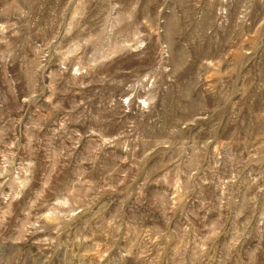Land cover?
Returning a JSON list of instances; mask_svg holds the SVG:
<instances>
[{"label":"rangeland","instance_id":"374dc122","mask_svg":"<svg viewBox=\"0 0 264 264\" xmlns=\"http://www.w3.org/2000/svg\"><path fill=\"white\" fill-rule=\"evenodd\" d=\"M0 264H264V0H0Z\"/></svg>","mask_w":264,"mask_h":264}]
</instances>
